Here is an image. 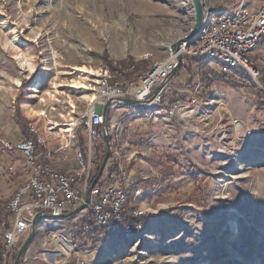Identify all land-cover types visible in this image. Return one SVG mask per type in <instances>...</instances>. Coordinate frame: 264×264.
Masks as SVG:
<instances>
[{
    "label": "rangeland",
    "instance_id": "374dc122",
    "mask_svg": "<svg viewBox=\"0 0 264 264\" xmlns=\"http://www.w3.org/2000/svg\"><path fill=\"white\" fill-rule=\"evenodd\" d=\"M238 1L203 0V5L229 11ZM194 23L192 0H0V136L22 138L9 122L18 101L28 126L36 125L49 138L48 120L65 123L67 102L77 103L81 114L89 102L86 95H92L67 85L76 76L70 73L73 65H87L98 73L108 67L141 74L135 63L149 69ZM14 30L26 42L20 51L10 43ZM18 52L34 57L33 72L20 65ZM188 62L191 84H177L187 80L185 73L168 82L167 93L184 98L198 79L203 82L200 98L212 94L191 118L158 115L156 120H136L131 112L145 108H108L110 146L119 147L122 164L132 174L129 200L145 211L144 229L106 243L87 238L75 247L84 264H264V83L250 79L249 86L237 90L211 81L197 61ZM208 65L220 67L214 60ZM14 77L19 85L12 82ZM36 82L38 91L33 89ZM54 83L61 91L55 110L49 99L40 100ZM26 103L43 108L46 115H29ZM234 118L244 131L235 130ZM82 137L86 139L82 127L76 126L65 149L58 136L50 137V159L76 168L77 161L64 155L73 152L75 158ZM94 144L103 158V138ZM70 219L49 217L42 224L75 234L78 224ZM25 237L13 249L16 253ZM54 250L36 228L19 264H73Z\"/></svg>",
    "mask_w": 264,
    "mask_h": 264
},
{
    "label": "built area",
    "instance_id": "2783aa9c",
    "mask_svg": "<svg viewBox=\"0 0 264 264\" xmlns=\"http://www.w3.org/2000/svg\"><path fill=\"white\" fill-rule=\"evenodd\" d=\"M192 28L193 26L172 41L168 45L167 55L154 61L151 67L141 74L131 76L118 68L105 67L99 73L89 75L85 79L84 89L90 91L94 99L84 105L81 114L78 112L77 103L65 104L68 119L75 118V125L70 134L74 136L76 126H81L86 136L84 150L79 148L75 153L77 161L75 170H60L51 163L46 141L57 136L58 129L51 123L47 126L49 131L47 139L32 123L29 124V128L36 133L35 140L27 137L12 140L0 136V153L20 152L21 171L26 176L12 199L8 201L12 220L10 227L1 237L5 248L3 264L9 252L18 246L20 239L27 236L32 219L37 213H40V216L36 221V228L44 235L45 244H52L56 249L54 251H58L65 260H73V264H84V257L75 249V235L72 232L62 233L58 228L48 230L42 224L47 218L60 220L71 217V222L77 223L79 215H82L81 218L84 219L82 231L91 232L97 228L98 232L106 231L111 234L110 237L98 240L104 243L143 232L144 224L141 218L146 214L144 210L130 204L128 194L132 174L123 166L122 155L117 145L110 146L111 153L107 166L112 170L104 171L89 191L95 176L94 140L103 138L101 125L106 119L104 104L111 99L109 109H117L127 105L121 99L130 98L143 101L136 105L145 108L144 110L136 108L137 110L131 112V116L136 120L143 118L156 120L158 115L171 118L178 115L188 119L199 113L201 105L206 104L209 97L202 99L198 95L202 87V81L198 79L188 96L184 98L180 96L168 104H163L164 98L168 95V82L181 64L193 59L197 61L199 69L200 63L214 60L240 68L257 84L260 76L259 68L250 54L258 45L264 44V0H259L255 7H251L247 0H239L229 11L215 10L204 5L201 27L196 35L189 36ZM49 101L50 109L55 110L60 99L56 95ZM59 117L63 118V114L59 113ZM233 123L236 131L243 130L239 119L234 118ZM109 129L108 127V132ZM246 134L250 135V131ZM37 145L43 149H38ZM60 146L65 149L68 144L61 143ZM15 160L16 157L11 158L7 166V171L11 175L17 173ZM88 191L89 199L86 201ZM83 203H85L83 208L72 213ZM93 235L94 233L88 238L90 242L94 241Z\"/></svg>",
    "mask_w": 264,
    "mask_h": 264
},
{
    "label": "trees",
    "instance_id": "16d2710c",
    "mask_svg": "<svg viewBox=\"0 0 264 264\" xmlns=\"http://www.w3.org/2000/svg\"><path fill=\"white\" fill-rule=\"evenodd\" d=\"M261 45H258L257 47H260ZM252 59H256V57L253 54H250ZM218 63V68L215 67H210L208 65V62L205 63H200L199 64V71L202 74H209L211 81H216L219 83H222L225 86H230L233 87L237 90L242 89V87L245 86H249L250 82L248 80H250V77L247 75V73H245L243 70H241L238 67H232V66H228L224 63L221 62H217ZM259 71H260V76H259V81L261 83H264V60H261L259 62L256 63ZM191 65L189 62H186L185 64H181L178 69L176 70V73H174V75L170 78L169 81H173L175 78L181 77L182 75H184L185 73L188 74V78L187 80L183 81V82H179L177 84H185V85H190L191 81H192V74H191ZM148 68L145 67V65L143 63H135V70L138 72H143L145 70H147ZM176 82V81H175ZM212 83V82H211ZM180 95L178 93H176L175 91L168 94L164 100H163V104H168L171 101L176 100L177 98H179ZM16 107L14 110V113L10 116L9 118V122H11V124H14L12 126H16L19 130V133L21 135V137H27V138H32V139H36V133H34L33 131L30 130L29 126H28V121L26 119V117L22 116L20 114L19 111V105H18V101H16ZM80 148L82 149V151L84 150V141L85 138L82 137V139H80ZM38 149H43L42 146L37 145ZM98 150H96L95 153V162H94V166H93V170H94V174L97 173L99 165L101 163L102 160V156L98 155L97 153ZM3 159L0 158V176H2L5 173V166L2 164ZM104 170H112V168H110L109 166H105ZM92 181V180H91ZM177 212H179L180 209L176 208L175 209ZM11 220H12V214L8 208V201L3 200L0 197V240L1 237L4 233V231L6 229H8L10 227L11 224ZM82 219L81 221L78 220L77 224H78V229H76L75 231V245L79 246L80 243L82 242H86V239L90 237V235L92 233H94L93 238L94 241L100 240L101 238H106V237H110L111 234L109 232L106 231H100L98 232V229L95 228L93 229L91 232H85L81 230V226L83 223ZM5 251L4 245L1 243L0 244V264H3L4 261V256L3 253ZM15 253L16 250H13L12 252H9L6 262L5 264H12L14 257H15Z\"/></svg>",
    "mask_w": 264,
    "mask_h": 264
},
{
    "label": "bare ground",
    "instance_id": "6f19581e",
    "mask_svg": "<svg viewBox=\"0 0 264 264\" xmlns=\"http://www.w3.org/2000/svg\"><path fill=\"white\" fill-rule=\"evenodd\" d=\"M14 36L13 38L10 40L11 45L17 49V51L21 50L22 45L26 44V42L24 41L23 38L20 37V35L18 34L17 30H14ZM17 60L20 61V65L22 67H25L27 71L29 72H33L35 69V65L33 63V56L24 53V52H18L17 55L15 56ZM71 69L73 71H71L70 73H75L76 76H74L72 79H68L67 80V85L69 86H75V87H80V88H84L86 86L85 84V79L89 76L92 75L94 73H96L97 71L94 70L93 68L87 66V65H73L71 67ZM14 84H20V79L18 77H14L13 81ZM60 84L59 83H54L53 86H51L50 89L46 90L45 92V97H41L40 100L41 101H46V99H53L56 96V93H59L61 91H59L58 86ZM34 86V90L38 91L36 88L38 86V82H36L35 84H33ZM86 97H88L89 100H93L94 96L88 94L86 95ZM27 106L26 111L29 115H34V116H45L46 115V111L43 108H35L33 106H31L30 104L26 103L25 104ZM65 120L66 122L63 124H59L58 122H54L52 120H48L47 123H51L53 126L58 127V129L56 130L57 132V136L59 137V140L63 143H65V141L68 140V136L71 133V130L73 129V126L75 125V118L72 119H68L67 116H65ZM43 134V136L45 137V133L41 132Z\"/></svg>",
    "mask_w": 264,
    "mask_h": 264
},
{
    "label": "water",
    "instance_id": "95a60500",
    "mask_svg": "<svg viewBox=\"0 0 264 264\" xmlns=\"http://www.w3.org/2000/svg\"><path fill=\"white\" fill-rule=\"evenodd\" d=\"M192 2H193V7H194V13H195V23L193 25L192 31L189 34V36H194L198 33V31L201 27L202 19H203V6H204L203 0H192ZM180 58H181V56L178 57L179 60H180ZM121 100L123 102H125L126 104H134V105L135 104H141L143 102V101L130 99V98H123ZM111 101L112 100L110 99L104 104V114L105 115L107 114V110L109 108V104ZM101 126H102V131H103V140L105 143V152H104L103 158L101 160V163L99 165L98 171H97L96 175L94 176V179H93V181L89 187V191L95 185V183L100 178V176L102 175V172L106 166V163H107L108 158H109L110 153H111V147H110V141H109V132H108V126H107L106 121H104ZM89 191L86 195V201H88V199H89ZM84 206H85V203L81 204L72 213H75L76 211L83 208ZM47 214L50 215L49 213H47ZM39 216H40V213H37L33 217L30 230H29L27 236L25 237L24 241L22 242V244L18 248V251L15 255L13 264H19V261L22 258V255L24 254L25 250L27 249L30 241L33 239V237L35 235V230H36V221H37Z\"/></svg>",
    "mask_w": 264,
    "mask_h": 264
},
{
    "label": "crops",
    "instance_id": "0c3cea01",
    "mask_svg": "<svg viewBox=\"0 0 264 264\" xmlns=\"http://www.w3.org/2000/svg\"><path fill=\"white\" fill-rule=\"evenodd\" d=\"M247 2L251 7H255L258 4L259 0H247ZM251 54H253L256 57V59H253L256 63L261 61V60H264V44H262L260 47H256ZM202 87H203V82H202ZM205 88H206V86H205ZM217 91H219V89H217ZM211 94H212V92L210 94H208V96H206V97H210ZM74 147H76L74 149V150H76L78 148V145H76ZM66 154H68L67 159L75 160V158L73 156V152L67 151V152H65V155ZM13 157H16L15 166L17 168V173L15 175H11L7 171V166L9 164V162L11 161V158H13ZM0 158L3 159L2 164L5 166V169H4L5 173L2 176H0V197L5 201H9L11 199V197H13L14 192L16 191L17 187L26 178V176L23 175V173L21 171L20 152L13 151V152H8V153H0ZM50 161L54 167H56L57 169H60V170L73 171L77 168V167L72 168V167L67 166L65 161H62V160L54 161L51 158Z\"/></svg>",
    "mask_w": 264,
    "mask_h": 264
}]
</instances>
